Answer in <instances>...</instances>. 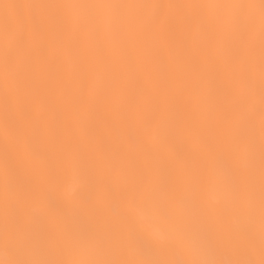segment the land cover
<instances>
[{"label": "bare ground", "instance_id": "obj_1", "mask_svg": "<svg viewBox=\"0 0 264 264\" xmlns=\"http://www.w3.org/2000/svg\"><path fill=\"white\" fill-rule=\"evenodd\" d=\"M0 264H264V0H0Z\"/></svg>", "mask_w": 264, "mask_h": 264}]
</instances>
